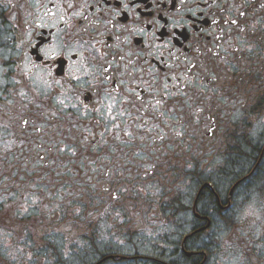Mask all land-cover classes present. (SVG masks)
Segmentation results:
<instances>
[{"label": "flooded vegetation", "instance_id": "obj_1", "mask_svg": "<svg viewBox=\"0 0 264 264\" xmlns=\"http://www.w3.org/2000/svg\"><path fill=\"white\" fill-rule=\"evenodd\" d=\"M0 264H264V0H0Z\"/></svg>", "mask_w": 264, "mask_h": 264}]
</instances>
